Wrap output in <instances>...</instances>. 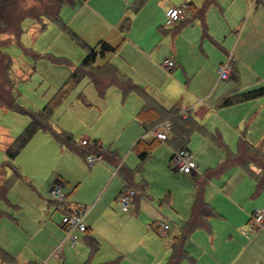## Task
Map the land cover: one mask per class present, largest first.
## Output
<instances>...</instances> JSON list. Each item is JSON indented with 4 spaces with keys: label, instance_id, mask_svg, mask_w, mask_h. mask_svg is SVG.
Instances as JSON below:
<instances>
[{
    "label": "rangeland",
    "instance_id": "obj_1",
    "mask_svg": "<svg viewBox=\"0 0 264 264\" xmlns=\"http://www.w3.org/2000/svg\"><path fill=\"white\" fill-rule=\"evenodd\" d=\"M85 1L72 0L73 5L66 1L64 10L67 18L64 21L68 23V19L73 18L74 23L82 24L87 16L86 12L81 10L76 18H74V12L75 9L80 11L81 4ZM114 1L118 0H94L93 3L105 8V6L113 5ZM164 1L172 7H179L184 3V0ZM192 1L195 3L198 0ZM199 1L203 2V0ZM216 1L213 0L214 3L212 2L211 5ZM143 3L140 9L147 8L150 10L148 16H153L155 11L153 9H156L155 1L143 0ZM33 4L37 2L20 0V6L23 8ZM248 5L250 11L261 6L258 0H251ZM136 6L137 3L130 1L128 11L135 13ZM210 6L205 12V17L209 15ZM155 13L157 14V11ZM184 14L187 19L183 20V23L190 26L185 35L181 32V40L183 45H192L194 35L199 30L196 24L202 29L201 22L198 19L190 21L189 15L191 14L188 9ZM257 17L261 23L264 22L263 11ZM42 22L44 26L33 18H25L21 24L22 33L18 38L0 36V39L5 40L1 49L12 60L9 78L13 84L16 101L20 106L32 112L41 110L68 81L71 72L79 65L85 54L84 48L67 31L61 30L57 24L46 19ZM180 22L164 25L174 29L175 26L180 25ZM139 23L140 21L137 22L135 28L139 26ZM130 32L129 29L127 34ZM197 44H195L196 48L186 47L182 55L188 69H193L192 66L201 65V61H204L205 67L199 75H194L195 71H193L189 73L187 80L183 79L184 74L182 71L178 72V67L173 71L166 70L161 66L164 59L158 61L156 60L158 55H153L164 73L153 72V79L158 84L157 88L161 90H153L151 87L149 89L161 98L163 93L166 96L163 100L169 98L173 102L180 104L185 102L191 106V118L202 127L201 130L196 126L191 127L186 143L197 165L195 170L200 167L199 171L204 173L208 168L214 171V168L223 167L228 162V153H236L241 143L244 144L246 153L250 155H254L256 148L264 151V134H262L264 133V112L258 114L249 126L244 123L240 126L238 136L248 141L243 143L239 142V138L236 139L231 125L227 126L226 123L220 122L229 118V114L223 111L218 116L215 112L210 114L202 110L212 103L218 92L233 87L235 82L233 79L217 80V71L213 74L211 63L217 61V56L223 55L222 51L208 41L205 44L208 58L201 60L200 44ZM260 47L264 51L262 44ZM163 51L165 52L163 57H169L170 51L166 43ZM254 53L256 54V49ZM262 56L264 60V52ZM107 59L108 57L105 60ZM103 62L104 60L101 63ZM101 63L98 65H102ZM118 71V76L121 74L130 77L129 74L119 69ZM132 81L135 83L133 79ZM209 81L210 84L207 86L205 83ZM260 81L264 83V80ZM117 86L115 84L107 86L104 94L100 95L89 77L84 76L67 91L60 105L55 109L50 118L52 127L68 131L77 143L83 136L88 138L89 144H92L91 141L96 138L106 150V154L113 155L114 152L113 156L117 162L120 160L125 166L135 170V182L146 183V193L141 195L140 199L141 202L142 200L148 201L151 205L150 210L153 206L157 209L162 207V214L166 217L165 212L170 203L177 206L179 213L184 212L187 206V196L196 190L192 173L183 174L175 170L173 161L169 160L171 147L167 145L174 143L165 140L155 142L154 144L157 145L152 148L148 158L141 163L136 153L131 150L134 141L144 133L135 118L142 102L141 97L134 90L124 94ZM198 97H202L203 100L198 102ZM247 105L249 109H252V106H258L253 101ZM235 110H238L237 113L240 112L239 109ZM29 121L28 114L7 110L0 106V166L7 159L6 146L21 133ZM218 127L223 128V134L217 131ZM248 135L250 139H258L260 135L262 137L260 142L255 144L248 140ZM144 136L150 140L153 138L151 132L144 133ZM13 164L21 174V178L11 185L7 193L8 201H0V248L8 252L19 263L68 264L70 261L78 263V259L88 260L89 257L93 261L95 256L109 249L110 243L119 245L125 239V230L129 227L123 220L125 213L120 210L121 206L116 197L122 183L118 176L113 175L115 171L113 162L102 157L90 165L86 157L82 158L58 143L48 131L39 130L21 149ZM254 165L249 164L252 171H255L256 166ZM12 174L13 168H0V184ZM210 175H212L211 172ZM57 179L62 182L64 203L56 201L50 192L52 186L57 183ZM206 184L213 190L214 186L215 188L224 187L230 194L235 191L240 196L236 200L252 212L264 208V188L258 190L248 170H243L237 164L226 167L221 174L207 177ZM133 188L138 191L136 186ZM146 194L150 199L143 197ZM111 199L112 202H110ZM219 201L221 199L217 197L216 202ZM76 203L81 205V208L86 207L85 225L89 226L92 223L95 226L92 234L99 241V249L96 253L91 254L89 247L83 242L84 232L75 231L73 235L76 241L72 244L66 230L62 227L63 214ZM133 207L134 205L131 209ZM132 224L138 226L139 221H134ZM135 226L132 228L142 231ZM92 261L90 260L91 264H93ZM0 264L10 263L3 261L0 254Z\"/></svg>",
    "mask_w": 264,
    "mask_h": 264
},
{
    "label": "crops",
    "instance_id": "obj_2",
    "mask_svg": "<svg viewBox=\"0 0 264 264\" xmlns=\"http://www.w3.org/2000/svg\"><path fill=\"white\" fill-rule=\"evenodd\" d=\"M66 1V3H71L73 5L72 0ZM93 1L94 0H86L83 4H81L80 11L75 9L74 18L79 15L81 10H84L87 16L84 19V22L80 25L78 23H74L73 18L68 19V23L71 27L64 21L65 18H67L65 15L67 13L64 10L66 4L64 3L60 12V15L62 16L61 18L63 19L62 21L89 46H95L101 40H105L111 45L116 46L117 51L115 53L108 54L104 58L98 59L96 64L98 65L102 62V60H104V62L101 63L103 65L108 61L115 66L117 70L119 69L120 71L129 74L131 78L128 76L125 77L129 78L131 81L133 79L135 84L138 86L142 85L140 87H142L149 96L156 100L165 109H171L173 106H176L180 111H185L187 117H191L190 105H187L185 102H181L182 104L179 102H173L169 98H165V100H163V97H166L163 93L161 98L150 91V87L153 90H161L160 88H157L158 84H156V81L153 79L154 71L164 73L163 69L156 60L160 61L162 58H169L173 60L175 62V67L171 71L178 67V72L182 71L184 74L183 79L185 78L187 80L190 75L189 73L195 71L194 75H199L205 67V63L202 58H208L207 49L205 48V44H207L208 41L213 43L217 49L223 53L222 56H217L216 62L211 63L213 74L215 71H218V66L225 60L227 55L231 53L234 59L233 73L229 79L234 80V86L223 92H218L214 96L212 103L205 106L202 110L210 114H214L215 112L218 116H220V112L223 111L226 114H229V118L220 122L226 123L227 126H232V129L236 134V139L239 138V142H248L247 140H244L246 138L243 139L238 136V132L240 131L239 128L243 123L246 124V126H249L252 122H254L255 117L258 114L264 112V96L255 98L254 100L251 99L239 102L230 106H220V102L228 95L264 86V83L260 81L264 80V78L260 79L261 77H264V60L262 56L264 51H262V48L260 47L261 44L264 46V22L261 23L257 17L261 11L264 12V0H258L261 6H258L254 11L249 10L248 4L251 0H231L230 2L228 0H217L215 4L211 5L213 2L212 0L210 4L211 6L209 5V15H206V17L204 16L203 18L206 26V32L203 30L202 20L198 19L201 22L202 29H200V26L195 23L199 30L196 35H194L192 45H183L181 40V35L182 33L185 35L187 28L190 26L189 24L181 25L183 24L182 20L180 25L175 26L174 29L165 27L164 24L167 20L166 12L172 6L164 0H149L155 1L156 9L153 10L157 11V14L154 11L153 16H148L150 10L147 8L140 9L144 3L134 10L135 13L128 11L129 2L133 1L134 3H137L138 0H118L114 1V4L111 6H105V8L100 4V6H98V4L93 3ZM193 2L194 1L192 0H184L183 4L186 6L193 4L197 8H200L205 3V0H203V2H200L199 0L195 3ZM209 6L207 7L206 12ZM187 9L188 8L186 7V10ZM189 17L191 18L190 20H192V15H189ZM126 18L129 19L131 27L129 24L127 29L122 30L120 29V25ZM185 19H187L186 14L184 20ZM139 21V26L135 28V25H137V22ZM129 29L131 32L130 34H127ZM199 40L201 41L199 42ZM165 43L170 51L169 57H163L165 54L163 51ZM197 43L200 44V56L202 60L201 65H195L192 66L193 69H188L184 64L182 53L185 51L186 47H189L190 49L196 48L195 44ZM255 49L256 54L254 53ZM85 55L86 50L84 56L81 58V61ZM153 55H158V58L154 60L155 57ZM107 57L109 60H105ZM180 80H182V78ZM243 81H246L247 83H242ZM205 84L209 86L210 81ZM184 86L186 87V84H184ZM197 100L200 102L203 98L198 97ZM141 101L142 102L138 107L139 109L135 118L144 133H146L150 132L154 126L149 127L148 131H146L142 125V121L138 118V114L144 105V99L142 97ZM251 101L258 104V106H252V109H249L247 104L251 103ZM166 104L170 105L167 106ZM235 109H239L241 114L240 112L237 113L236 111L238 110ZM250 114L252 115L250 116ZM145 116V123L148 125V120L151 119L152 116L148 114ZM147 116L150 117L147 118ZM218 129L220 131H217L223 134V128L218 127ZM57 131L69 133L68 131L62 129H58ZM173 132L172 130L170 131L168 138L165 139V141H171ZM144 133L138 137L131 146V150L136 153L137 157L139 150L136 148L135 144L138 140L143 143L141 144L142 147L144 146L145 149L148 148V156L150 155L152 148L157 145L154 143L161 141L154 136L151 140L147 139L144 136ZM248 136V140L250 142H254L255 144H258L260 142V138L262 137V135H260L258 139H250V135ZM218 137L220 138V136ZM77 144L84 147L91 146L88 138L85 136L81 137ZM241 144H239L236 153H228V162H226L223 167L221 166L219 169L214 168V171L208 168L204 173L199 171L200 167L193 170L192 176L194 178V183L196 179V181L200 182L201 192L199 198L207 204V208L205 207L206 210H210L206 217H197V221H199L198 226L189 233L186 240L183 242L184 254L179 262H177L178 264H264V225L262 227L252 226L250 228L247 225L250 216L254 211L252 212L251 209L242 205L240 201H237L240 196L235 191L230 194L226 192L224 187L215 188L212 185L214 188L213 190L207 185L208 183L206 184L207 177H211L219 173L221 174L226 167L234 165L229 161H232V159L240 153L243 147ZM167 145L171 147L169 157V160H171L173 151L177 149L178 145ZM113 155H115L114 152ZM108 161L114 163L115 171L113 172V175L118 176V179L122 183V187L116 196L117 198L123 190H126L129 187L133 188L136 186V189H138L132 204L134 205L132 209L129 211H123L119 207L120 210L125 213L123 214V220L127 222V227H129L125 230V239H123L119 245L110 243L108 245L109 249L101 255L97 257L95 256L93 261L91 257H89L88 260L78 259V263L70 261L68 264H91L90 260L93 264H167L172 253V246L181 235L182 227L186 222L194 217L193 204L197 198L196 190L192 191L191 195L187 196V206L184 208V212L179 213L177 206L169 203L165 212V217V215L162 214V207L157 209L153 206L150 210L149 206L151 205L148 201L142 200L141 202L140 196L146 193V183L143 181L135 182L134 169L125 166L120 160L117 162L114 157ZM120 168L121 170L124 169L131 172L134 171L133 176L124 181L119 174ZM242 169L244 170V168ZM254 169V172L256 173L260 171L257 167H254ZM209 171L212 175H210ZM253 181H255L254 178ZM57 182L62 183L58 179ZM143 197L145 199H150L147 194ZM217 197H220L221 201L216 202ZM110 202H112V199ZM71 208H81V205L76 203V205ZM137 220L139 221L138 226L132 224ZM159 221H165L169 224V229L164 236H161L156 232V226ZM133 225L135 227H139L142 231L133 229ZM86 227L87 229L84 231V235H86V233L90 234L95 239L98 246L99 241L92 234L95 226L91 223V225ZM63 229L65 228L63 227ZM84 235L83 242L89 247L84 240ZM98 249L99 247L97 250ZM96 251L94 253H96ZM63 262H65L64 259Z\"/></svg>",
    "mask_w": 264,
    "mask_h": 264
},
{
    "label": "trees",
    "instance_id": "obj_3",
    "mask_svg": "<svg viewBox=\"0 0 264 264\" xmlns=\"http://www.w3.org/2000/svg\"><path fill=\"white\" fill-rule=\"evenodd\" d=\"M65 1L66 0H35L37 4L23 8L20 6V0H0V36L6 35L8 38H11V36L18 38L22 33L21 24L25 18H33L42 24V20L46 19L57 24L63 31H67L71 37L86 50L85 57L82 59L79 65L73 69L68 81L55 93L51 99L47 101L41 110L32 112L20 106L16 101V96L13 92V84L9 78L12 60L2 51L1 47L5 44V40L0 39V106L7 110L28 114L30 117V121L26 127L17 137L14 138L11 143L8 144L6 148L7 159L0 166V168H13V174L5 178L0 184V201H8L7 193L11 185L15 180L21 178V174L14 166L13 161L21 149L25 147V145L39 130L48 131L58 143L74 151L82 158H85L90 153L100 155L101 157H105L108 160H111L114 157L113 155H108L105 153L106 150L103 148L98 139H93L91 141V146L82 148L77 144L70 133L57 131L50 123L52 114L60 105L67 91L74 87L86 75L89 77L90 81L100 95H103L105 88L111 84H115L116 86L118 85L124 94L131 90L136 91L144 99V105L138 114V118L140 121H142L144 129L148 131L149 127H155L165 120H170L172 125L171 130L172 132L174 131L170 142L177 144V149L188 148L186 142L188 141L189 130L191 127L196 126V128L200 130L202 127L195 123L191 117H182L179 114V108L176 106H173L171 109L163 108L156 100L149 96L142 87L136 85L129 78L121 74L118 76V70L108 61L103 65H97L96 62L98 59L104 58L108 54L115 53L117 51V47L111 45L105 40L99 41L95 46H89L86 44L62 21L60 12ZM211 2L212 0H205V3L200 8H197L193 4L186 6L192 15V20H202L204 32H206V26L203 18L205 16L206 9L211 4ZM142 4L143 0H138L135 9L140 7ZM129 24V19L126 18L120 25V29H127ZM44 25L45 24H43V26ZM181 25H184V23ZM261 96H264V86L228 95L222 99L220 106H230ZM146 114L152 116V118L148 120V125L145 123ZM149 117L147 116V118ZM141 144L143 143L138 140L135 146L139 150L138 157L142 162L147 158L149 152L148 148L145 149ZM242 146L243 147L240 153L229 162L240 165L242 168L246 169V171L248 170L250 175L256 181L258 189H263L264 152L256 148L255 153H253L254 155H250L246 153L244 144H242ZM108 153L110 154V152ZM252 163L255 164L254 166L260 169L258 173L250 169L249 164ZM119 170V174L124 181L128 180L129 177L133 176L134 174V171L131 172L129 170H121V168ZM196 180L195 186L197 198L193 204L194 217L186 222L182 227L181 235L177 238L178 240H176L172 246V253L167 264H178L177 262H179L184 254L183 242L186 240V237L189 235V233L198 226L199 221H197V217H206L209 214L210 209L206 210L207 204H205V202L199 198L201 187L199 184L200 182ZM84 240L89 245L91 253H94L98 248L95 239L90 234L86 233V235H84ZM0 254L2 259L8 261L10 264H19L14 257L10 256L1 248Z\"/></svg>",
    "mask_w": 264,
    "mask_h": 264
},
{
    "label": "built area",
    "instance_id": "obj_4",
    "mask_svg": "<svg viewBox=\"0 0 264 264\" xmlns=\"http://www.w3.org/2000/svg\"><path fill=\"white\" fill-rule=\"evenodd\" d=\"M186 5L183 4L179 7H171L167 10L166 16L167 25L172 24L176 21H182L185 18ZM233 57L232 54H228L225 61L222 62L218 66V80H227L230 78L231 74L233 73ZM161 66L166 70H172L175 67V62L169 58H165L161 62ZM179 114L182 117H186L185 111H180ZM172 125L170 120H165L160 123L158 126L154 127L150 132L152 135L159 139L165 140L168 138V135L171 131ZM101 159L100 155L97 154H88L86 156V161L88 164H94ZM171 160L174 163L175 170L179 173L188 174L192 173L193 170L196 168V164L193 159V155L188 148H181L176 149L173 151ZM61 183H55L52 186L50 192L52 193L53 197L58 202H63L65 199V195L61 190ZM137 194V191L129 187L123 192H121L117 198L119 205L123 211H129L132 207L134 198ZM67 206V205H65ZM86 208H77L71 209L69 208L62 216L61 223L65 228L68 237L72 244L75 243L76 237L73 235L75 231H86L87 227L84 223V216H85ZM264 224V208L261 210L254 211L249 219L248 225L249 227H262ZM169 229V224L165 221H159L156 226V231L164 236Z\"/></svg>",
    "mask_w": 264,
    "mask_h": 264
}]
</instances>
